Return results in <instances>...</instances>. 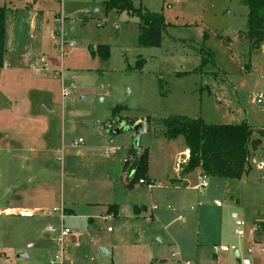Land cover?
Wrapping results in <instances>:
<instances>
[{
  "label": "rangeland",
  "instance_id": "1",
  "mask_svg": "<svg viewBox=\"0 0 264 264\" xmlns=\"http://www.w3.org/2000/svg\"><path fill=\"white\" fill-rule=\"evenodd\" d=\"M3 1L11 2L6 37L13 46L25 43L30 56L0 69V264H49L57 249L53 238L63 226L75 231L54 208L96 193V184L109 179L108 158L128 147L148 148L151 170L174 175L184 139L163 136L162 118L177 114L207 124L246 122L253 137L261 136L264 99L256 103L252 96L264 90V50L252 49L244 35L247 7L241 0H131L135 7L163 14L168 25L156 47L139 45L138 17L106 10L105 0ZM61 25L73 42L62 50L56 34ZM101 44L109 46L107 59L90 52ZM202 48L207 58L202 69L177 75L199 67ZM39 58L47 64L46 76L35 71ZM63 89L69 93L63 95ZM44 105L53 110L47 115L50 145L37 140V126L27 116V110ZM117 106L122 109L115 113ZM140 121L145 129L134 144L128 128ZM260 138L249 172L238 179L193 173L188 188L175 191L137 185L139 196L156 204L158 222L77 220L78 228L90 224L95 235H74L78 248L65 237L63 264H112L113 255L114 264H147L148 251L159 255L153 264H243L244 257L264 264V235L250 230L264 220ZM109 145L117 147L115 154L105 153ZM202 179L207 182L203 189L196 187ZM120 195L126 216L130 198ZM20 207L37 208L21 214ZM233 213L245 222L244 236L234 233ZM221 245L227 250H213Z\"/></svg>",
  "mask_w": 264,
  "mask_h": 264
},
{
  "label": "trees",
  "instance_id": "2",
  "mask_svg": "<svg viewBox=\"0 0 264 264\" xmlns=\"http://www.w3.org/2000/svg\"><path fill=\"white\" fill-rule=\"evenodd\" d=\"M247 7V30L244 35L250 41L252 49L260 48L264 42V0H241ZM106 10H125L135 15L139 20L138 43L142 46L156 47L161 44L162 33L167 22L161 12H152L141 6L135 7L131 0H105ZM7 7L0 4V68L3 66L5 48V11ZM206 36V34H204ZM91 54L97 53L102 59L109 57V46L98 45L96 50L90 48ZM198 68L192 71L177 72L185 75L201 70L207 58L203 55ZM122 107L117 106L113 112L117 113ZM164 126L162 135L168 139L182 136L188 157L179 164V175L200 168L203 175L219 176L224 178H240L249 172V163L252 150L264 136V129H258L260 137H253V129L246 122L240 124H207L200 117L186 115H169L161 119ZM135 148H130L125 161L123 173L126 172L129 158L134 155ZM139 180H143L142 183ZM176 180H170L174 183ZM148 178V149H141V158L134 174L127 180H122L125 189H133L137 185L153 184ZM112 209V210H111ZM108 210L113 214L117 212V204H109ZM256 228L264 235V220L256 222Z\"/></svg>",
  "mask_w": 264,
  "mask_h": 264
},
{
  "label": "crops",
  "instance_id": "3",
  "mask_svg": "<svg viewBox=\"0 0 264 264\" xmlns=\"http://www.w3.org/2000/svg\"><path fill=\"white\" fill-rule=\"evenodd\" d=\"M10 3L11 2H9V4ZM0 4H4L7 7V10L5 11V17H6V12L9 11V6H8L9 4L6 5L5 1H3ZM6 34H7V32H6V28H5V48H6V51L4 54L3 66L0 69H6V67L11 68L12 66H10V65L13 63V61H15V60L20 61L21 58H26V57L30 56L29 47H27V45H25V43L13 46L12 44H10V41L6 37ZM260 48L262 50H264V42H263V44H261ZM16 54H18V55H16ZM13 58H14V60H13ZM40 59L41 58H39L40 66L35 68V71L38 75L40 74L41 76H46V72L47 73L49 72L47 70L48 69L47 64H46L47 69H43L42 68V62ZM38 89H40V88H38ZM52 112H53V110L50 109V107H48L46 105H44L43 109H41V110H35V109L27 110V116L32 119L33 123L36 124L37 127H38V125L41 126L40 131H38V129H36L37 127L34 128V130H33L34 132H39L38 135L40 137H38L37 140H39V142H42V143L46 142V145L51 144V136H50L51 124L49 122V118L47 117V115L52 113ZM130 148L131 147H128L126 153L119 154V156L116 155L115 158H116L117 162H115L114 164H112V161L115 158L113 160L111 158H108L111 161V164H110V172L109 173L106 172V178H109V179L96 184V188H95L96 193H93L92 196L86 195V196H84V199H82V200L81 199L80 200L79 199H70V200H68L67 204H66V202L63 201L64 206L59 207V208H62V217H61V214L58 212L59 218L61 219V221L63 222L64 217H66V219H68V222L71 223L72 228H74V230H75V231H73L74 233H72L70 235L71 239L75 241L73 244V245H75V247L78 248V242L75 239L76 237L74 235H79L78 236L79 238L81 236H83L84 234H86V235L90 234L92 236L95 235V233L92 232V229L90 227V224H92L95 219H98L99 221H103L106 219H116L117 221H119L120 225L124 224L123 220H121V219H125V218H127L132 225H137L142 221H145L146 223L153 224L154 222H158V220L160 219L161 214L159 213V211H157L158 208H157L156 204H154V203L150 204L149 203L152 201V199H151V201H145L141 196H139L138 193L140 190H136L138 188V186L137 187L135 186L133 189H125L122 185V180L124 178L123 177V175H124L123 169H124L125 161H126V158L128 156ZM139 150L141 151V149H139ZM116 151H117V149H116ZM116 151L113 153H106V154H112L113 155L116 153ZM42 152H44V150ZM179 154H180V156H179ZM133 156L134 155L130 156L129 163L127 164V166H129V164L131 163ZM187 157H188V149L186 148L185 143H184L183 149L180 152L176 153V156L174 158L175 159L174 167H175V164L177 162L176 160L182 159L183 162H185ZM262 158H264V157H262ZM150 161H151V155H150V150L148 149V178L154 183L149 184V185H143V186H146L149 191L150 190L152 191L155 189H164L166 191H175L176 189L183 188V187L188 188L190 175H192L193 173H197L200 176L203 175L201 169L196 168V169H194L190 172L184 173L183 175L180 176L179 170L177 167H175V169H176L175 174L172 175L174 177H172L171 175H168L166 173L165 174H162V173L157 174L154 172V170H151ZM262 162L264 163V161H262ZM116 163L118 164L117 165L118 168L114 169L116 166ZM126 172H127V169H126ZM169 176H171V177H169ZM203 176H206V175H203ZM69 177L72 179L71 176H69ZM156 179L165 180V183L163 185L155 184ZM170 180H176V182L170 183ZM197 185H196V187H198ZM140 189H141V187H140ZM201 189H203V188H201ZM63 194H64L63 191H61L62 196H63ZM117 194H121L120 196L126 195L128 198H130V201H128L129 203L127 205V206H129L130 210L128 211L126 216H124L122 214V205H121L120 198L116 197ZM109 204H117L116 214H113L112 212H110L108 210ZM153 205L155 206L154 208L152 207ZM36 208L37 207H34V208L20 207L19 212L20 213L21 212H28V214H30ZM233 216L238 217L234 213H233ZM178 217H177V219H178ZM80 219L83 221L87 220V223H90V224L86 223V225H85V223L82 222L84 224V226L86 227L85 230H83V227H79V228L77 227L78 226L77 220H80ZM180 219H181V217H180ZM107 230H109V227L107 228ZM252 240L253 239L251 238V241ZM221 246L224 247L225 245H221ZM219 247L214 249V246H213V250L214 251H217V250L226 251L227 250V246H225V249H222ZM101 250H102V252L107 253V251H105L103 249H101ZM53 253H54V251L52 250L50 256ZM238 254H239V252L237 253V256H238ZM158 256L159 255L157 252L153 253L151 251H148V253L146 254V258L148 260L147 264H149V263L153 264V259H156V257H158ZM242 261H243V264H250V260L247 257H244L242 259ZM111 263L114 264V255L111 258ZM186 263L191 264L190 262H186ZM181 264H185V263H181Z\"/></svg>",
  "mask_w": 264,
  "mask_h": 264
},
{
  "label": "built area",
  "instance_id": "4",
  "mask_svg": "<svg viewBox=\"0 0 264 264\" xmlns=\"http://www.w3.org/2000/svg\"><path fill=\"white\" fill-rule=\"evenodd\" d=\"M59 1H64V0H59ZM58 39H59V49L62 50L65 44H68V46H72L73 42L70 41L69 39H67V34L66 32L63 30L62 25H61V29L58 30L56 32ZM42 62V68L43 69H47L46 68V63L44 61L43 58L40 59ZM69 93V90L63 89L62 90V94L66 95ZM264 99V90L262 91H257L254 93V95L252 96V100L255 101L256 103H261L262 100ZM111 124H113V122H105L104 125L105 126H110ZM109 143L111 144V140L109 139ZM117 149V147L109 145L107 147H105L104 151L105 153H113L115 152ZM183 163L182 159H178L176 162V167L179 170V164ZM260 166H264V163L261 161L259 163ZM143 180H139L140 183H142ZM198 188H204L205 186H207V182L202 179L200 181V183L197 185ZM153 208L155 207L154 205L152 206ZM55 211H58L61 214L62 217V208H54ZM234 233L237 234L238 236H244L245 235V222L239 218V217H234ZM178 219H180V216L178 217ZM256 223H254L252 226H250V230L251 232H253L256 229ZM71 230L67 227H62L60 234L58 236H56L54 239L55 243L57 244V249L55 250V252L53 253V255L51 257H49L48 259V263L49 264H63V244H64V239L67 236H70ZM217 247L214 246V249H216ZM219 248L225 249V246H220ZM248 252H251V248H248L247 250ZM188 264V263H185Z\"/></svg>",
  "mask_w": 264,
  "mask_h": 264
},
{
  "label": "water",
  "instance_id": "5",
  "mask_svg": "<svg viewBox=\"0 0 264 264\" xmlns=\"http://www.w3.org/2000/svg\"><path fill=\"white\" fill-rule=\"evenodd\" d=\"M120 125H122V122H120ZM128 129L133 134L134 144H137L139 135L145 129V124H144L143 121H140V122H137V123L133 124ZM119 131H120L119 129H115L113 132L114 133H119ZM140 158H141V151L136 149L134 151L133 159H132L131 163L129 164L128 168H127V176L128 177H131L134 174V172H135V170H136V168L138 166V163L140 161ZM21 213L22 214H28V212H21ZM237 253H238L237 250H235L234 251L235 256H237ZM23 255H25V254H20V256H23Z\"/></svg>",
  "mask_w": 264,
  "mask_h": 264
}]
</instances>
